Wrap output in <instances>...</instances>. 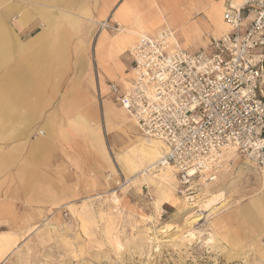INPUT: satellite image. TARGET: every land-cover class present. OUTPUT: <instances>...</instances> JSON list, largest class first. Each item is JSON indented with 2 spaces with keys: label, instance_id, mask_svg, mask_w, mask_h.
Segmentation results:
<instances>
[{
  "label": "rangeland",
  "instance_id": "1",
  "mask_svg": "<svg viewBox=\"0 0 264 264\" xmlns=\"http://www.w3.org/2000/svg\"><path fill=\"white\" fill-rule=\"evenodd\" d=\"M69 17L73 13L67 14ZM66 28L70 29L69 24ZM97 29L89 41L95 38ZM26 39L21 37L22 42ZM80 43L81 38H72L71 48ZM88 53L94 69L92 45ZM126 56L129 58V52ZM71 65L67 66L66 82L73 77ZM66 86H59L58 96L36 120L30 135L0 133V264H264V254L257 244L258 235L264 243V220L256 206L263 196L264 180L253 163L231 156L229 171L222 172L212 186L220 185L224 197L207 208L197 204L202 198L200 189L198 197L190 198L180 192L178 181L171 186L154 178L152 172H146L150 179L128 185L116 195L117 173L128 179L126 169L132 171V165L123 160L127 150L117 156L112 147L101 104L97 110L100 130L115 163L111 173L98 176L89 171L76 180L68 171L62 173L66 159L58 151L64 144L75 145V136H69L55 143V157L50 154L38 159V166L24 175L23 164L38 140L35 130L41 129L42 122L54 116L68 127L57 112ZM172 187L174 196L170 193L169 200L158 208L157 198ZM70 188L75 192L66 195ZM196 218L200 220L191 226Z\"/></svg>",
  "mask_w": 264,
  "mask_h": 264
},
{
  "label": "crops",
  "instance_id": "2",
  "mask_svg": "<svg viewBox=\"0 0 264 264\" xmlns=\"http://www.w3.org/2000/svg\"><path fill=\"white\" fill-rule=\"evenodd\" d=\"M41 1L0 0V133L30 135L36 120L58 96L59 86L67 85L60 94L57 112L68 127L54 116H48L40 125L41 129L35 131L38 140L41 132L48 135L38 159H46L50 154L55 157V143L75 136L74 146L64 144L58 151L59 156L66 159L61 172L68 171L75 180L89 171L104 176L115 169L104 133L99 130L100 104L105 131L117 156L126 150L129 152L134 143L143 139L139 128L108 91L109 86L116 83L123 93L132 83V62L126 54L132 39L140 38L135 35L137 32L144 29V36H153L168 24L182 49L198 52L208 47V33L217 37L229 31L223 21L224 0ZM70 13L73 17L67 18ZM105 21L125 28L120 44L113 42L118 34L100 30L99 24ZM67 24L70 29L66 28ZM95 28L100 31L89 41ZM21 37L27 39L22 42ZM74 37L81 38V43L71 48L70 41ZM100 41L103 44L98 47ZM91 45L96 61L94 69L88 53ZM71 62L73 77L66 82V70ZM32 93L34 96H30ZM26 102L35 110L29 109ZM4 104L13 106L15 112L3 115ZM5 117L15 118L18 123L8 126ZM37 142L32 148H38ZM31 154L32 151L23 164L24 175L38 166V159L34 160ZM69 190L66 195L75 192L74 188Z\"/></svg>",
  "mask_w": 264,
  "mask_h": 264
},
{
  "label": "built area",
  "instance_id": "3",
  "mask_svg": "<svg viewBox=\"0 0 264 264\" xmlns=\"http://www.w3.org/2000/svg\"><path fill=\"white\" fill-rule=\"evenodd\" d=\"M223 21L229 31L208 34L198 52L182 49L169 28L140 37L129 50V89L109 86L141 133L165 144L155 166H171L190 198L217 184L229 151L264 180V0H224ZM99 27L119 29L107 21ZM117 175L116 195L130 183Z\"/></svg>",
  "mask_w": 264,
  "mask_h": 264
},
{
  "label": "bare ground",
  "instance_id": "4",
  "mask_svg": "<svg viewBox=\"0 0 264 264\" xmlns=\"http://www.w3.org/2000/svg\"><path fill=\"white\" fill-rule=\"evenodd\" d=\"M238 2H240L241 0H236ZM117 22V21H116ZM139 22V21H138ZM166 22V21H165ZM118 23V22H117ZM148 25H152V24H148ZM120 26V30L117 29L116 31V37H115V40L114 41H117V44L119 43V39H122L121 38V33H125V28L119 24ZM141 26V25H140ZM158 26V25H157ZM167 27L165 28H169L170 29V25L166 24ZM152 26H150V29H151ZM137 28V27H136ZM140 28V27H139ZM148 28V27H147ZM146 28V29H147ZM156 28V26H155ZM141 29V28H140ZM144 30V29H142ZM142 30H140L141 32L140 33H136L135 35L137 36V38L139 37H142V35L144 36L145 33L142 32ZM102 31H106V29H103ZM136 31V30H135ZM153 31V30H152ZM132 32V31H131ZM134 32V30H133ZM145 32V30H144ZM108 33V32H107ZM130 33V32H129ZM134 34V33H132ZM105 36V35H104ZM127 36V35H126ZM123 37V36H122ZM131 37V36H130ZM133 38V37H131ZM126 40V39H125ZM137 39L131 41V44H130V48L129 50L135 45V41ZM102 41V40H101ZM100 41V43L98 44L99 46L98 47H101L102 46V42ZM124 41V40H123ZM106 43V42H105ZM120 44V43H119ZM119 47V46H117ZM129 50L127 51V53L129 52ZM128 84V83H127ZM23 105V104H22ZM21 105V106H22ZM26 105L29 109H32V107L28 104V102H26ZM4 111H3V115H9L11 112H15V109L13 106H11L10 104H7L5 105L4 104ZM25 108V107H24ZM121 110V109H120ZM112 118V117H111ZM15 118H6L5 117V120H6V123L7 125H15L18 123L17 119ZM132 120V119H131ZM132 122L134 123V125H136V123L132 120ZM120 124V123H119ZM137 126V125H136ZM100 130V129H99ZM46 131V130H45ZM136 135V134H135ZM30 136H28V140H29ZM137 138V137H136ZM48 139V135L45 134V132H41L40 133V138H39V142H37L38 145V148H32V158L35 160V159H38V157L40 156V152H41V149L43 147V144L46 143L45 141ZM132 139H133V143H134V137L132 136ZM139 140V139H138ZM35 146V144H34ZM165 144L161 141V140H158V139H152V138H148V137H144L142 139L141 142H138V143H134V146L133 148H131L130 151H132V154H128V152L126 153L127 155H123L124 156V159L125 161H128L131 163L132 167H131V170H127L126 169V173H127V177H128V180L130 181L129 183V186L130 185H137L141 182L142 179H146V178H149V176H146V172H152L153 174H155L154 178H158L160 181L162 182H166V183H169L171 184V186H176V182L178 181L176 175H175V171L174 169L171 167V166H167V167H160L159 169L156 168V162L163 156V154L165 153ZM43 151V150H42ZM102 153V152H101ZM235 155H238L237 153H235V151H229L227 154H226V157H225V165H224V169H223V173L229 171L228 169V166L230 164V160H231V156H235ZM121 156V155H120ZM239 156V155H238ZM44 158V157H43ZM119 158V157H118ZM122 160V159H121ZM122 160V161H123ZM124 162V161H123ZM127 162V163H128ZM125 164V163H124ZM130 165V166H131ZM124 167V166H123ZM127 167V166H126ZM173 171V172H172ZM174 173V174H173ZM222 173V174H223ZM149 174V173H148ZM228 175V174H227ZM153 176V175H152ZM150 179V178H149ZM224 179V178H223ZM165 183V184H166ZM225 184V183H224ZM168 185V184H167ZM166 185V186H167ZM165 186V187H166ZM170 186V187H171ZM213 186H216V185H213ZM220 186V185H219ZM218 186V187H219ZM216 188V187H212V185H206V186H203L200 188V194H199V197H202L200 201H198V206L201 207V208H207L209 206L212 205L213 202H216L220 199H223L224 197V192H223V189L220 188ZM263 187V186H262ZM126 189V188H125ZM164 189V188H163ZM174 189L175 188H171L169 189L170 192H168V190H165L161 193V195L159 196V198H157V201H156V205L158 208H161V205L164 201L166 200H169V198L171 197L170 196V193L171 195L174 194ZM264 189V187H263ZM124 190V189H123ZM159 191V189H158ZM167 191V192H166ZM181 192V191H180ZM158 194V193H157ZM174 196V195H173ZM208 198V199H207ZM188 199V198H187ZM168 203V202H167ZM253 203V202H252ZM221 205V204H220ZM224 204H222L221 206H223ZM256 206L258 208V211L260 212V216H261V219L264 220V190H263V196L259 199H257V203H256ZM217 208H213L212 209V212L217 210ZM211 214H215V213H211ZM200 220V218H196L195 220L191 221L192 223L190 224L192 226L193 223H197L198 221ZM264 222V221H263ZM264 236V235H263ZM259 239H257V244L259 246V249L260 251H262V253L264 254V243H262V240H261V237L258 235Z\"/></svg>",
  "mask_w": 264,
  "mask_h": 264
}]
</instances>
